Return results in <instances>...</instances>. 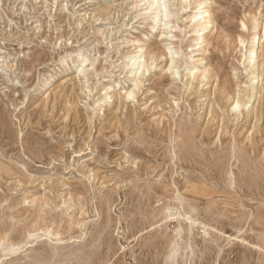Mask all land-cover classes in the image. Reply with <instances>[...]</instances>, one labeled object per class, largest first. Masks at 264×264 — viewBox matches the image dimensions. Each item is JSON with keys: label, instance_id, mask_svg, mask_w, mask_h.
I'll return each instance as SVG.
<instances>
[{"label": "rangeland", "instance_id": "rangeland-1", "mask_svg": "<svg viewBox=\"0 0 264 264\" xmlns=\"http://www.w3.org/2000/svg\"><path fill=\"white\" fill-rule=\"evenodd\" d=\"M185 1L0 0V264H264V0Z\"/></svg>", "mask_w": 264, "mask_h": 264}, {"label": "bare ground", "instance_id": "bare-ground-1", "mask_svg": "<svg viewBox=\"0 0 264 264\" xmlns=\"http://www.w3.org/2000/svg\"><path fill=\"white\" fill-rule=\"evenodd\" d=\"M167 1V0H166ZM190 0H186L185 2H189ZM208 0H197L196 2L198 3L197 4V6L195 7V11L191 14V15H189V22H191L192 23V32L193 33H195V35L196 36H198V38L196 39V40H198L197 41V46H199V44H200V46H199V48L198 49H191L190 50V55H187V56H185V57H183V59L182 60H180V64L182 65V64H187L188 62H190L191 61V59H193L194 58V56L192 55V53L193 52H196V51H199V50H203L205 53L207 52V50H208V46L211 44L210 43V41H209V38H208V35L209 34H211V32L213 31V30H211V28H213L214 27V24H215V21H214V18L212 17L213 16V13H212V8H210L208 5H207V2ZM184 2V3H185ZM149 4H150V7H151V10H154V9H157L158 7H161V10L162 11H165V14L167 15V10L169 9V7H168V4H166V3H164V0H149ZM168 16V15H167ZM164 25H166V24H164ZM244 27L246 28V24H244ZM255 28V27H254ZM253 28V29H254ZM215 29V28H214ZM263 30V29H262ZM261 29H259V28H257L256 30H255V36H254V38H253V40L251 41L252 42V44H251V46H250V48H248V51H245V53H243V58L242 59H244V58H246L245 60L247 61V63H248V66L253 70V73L255 74L254 76H253V79H254V81H253V84L252 85H255V84H257L258 82H259V80H257V78L259 77V75L257 74L258 72L257 71H255L256 70V65H257V63H256V61H257V58H258V54H257V52H258V50H260V48H261V45H262V35L260 34V31H262ZM162 33H165L164 31L162 32ZM213 33V32H212ZM163 35V34H162ZM166 35V34H165ZM210 36V35H209ZM241 36V35H240ZM200 38V39H199ZM200 40V41H199ZM195 41V40H194ZM246 40L244 39V38H242V37H239V42L240 43H242L243 45L245 44L244 42H245ZM194 45V44H193ZM192 47H194V46H192ZM244 47V46H243ZM197 48V47H196ZM245 49V48H244ZM247 52V53H246ZM201 53V52H200ZM209 53V52H208ZM194 54V53H193ZM242 54V53H241ZM207 58V57H206ZM204 58H201L200 59V61L201 60H203ZM84 61H86V60H88L86 57L83 59ZM205 61V60H204ZM66 62H68V61H66V59H64L63 60V63L65 64ZM63 64V65H64ZM171 67H177V65H178V63L177 64H175L173 61H171ZM185 66V65H184ZM249 67H248V69H249ZM261 67V66H260ZM179 68V67H178ZM247 69V70H248ZM255 69V70H254ZM193 70H195V69H193ZM192 70V71H193ZM261 72V71H260ZM192 74H193V72H191ZM204 73V72H203ZM205 73H207V71L205 72ZM197 74V73H196ZM260 74V73H259ZM193 76H195V75H193ZM193 76H192V78H193ZM204 78L206 77V74H203L202 75ZM196 79V78H195ZM48 82V84L50 83V80H48L47 81ZM111 89V88H110ZM244 89V88H243ZM247 89V88H246ZM246 91V90H245ZM253 93H255V91H253ZM240 94V93H239ZM242 94V93H241ZM237 102H239V101H237ZM240 103V102H239ZM182 138V137H181ZM177 141V140H176ZM170 143H171V141H170ZM174 149H176L175 147H174ZM173 153V152H172ZM173 155H175V153L173 154ZM177 157V156H176ZM234 177V176H233ZM236 182V181H235ZM182 200V199H181ZM183 204V203H182ZM185 205V204H184ZM183 205V206H184ZM192 206V205H191ZM171 207V206H170ZM180 207V206H179ZM194 207V206H193ZM192 208V207H191ZM166 209H167V215L168 216H174L175 218H179V217H182V216H185V217H187L188 219H190L189 221H190V224H194L195 223V221L193 220L192 221V218H191V216H189V213H191V212H187V211H181L180 209H178V211H176L175 213H169V211H170V209H169V207H166ZM187 209V208H186ZM193 209V208H192ZM187 210H189V209H187ZM192 211V210H191ZM194 211V210H193ZM192 211V212H193ZM194 213V212H193ZM192 213V214H193ZM195 213H196V211H195ZM195 217H197V216H195ZM194 217V218H195ZM184 218V217H183ZM197 221V220H196ZM199 222V221H198ZM189 223V222H188ZM212 223V222H211ZM198 224H200V223H198ZM203 225V224H202ZM36 226H38V225H36ZM194 226V225H193ZM193 226L191 227V229L193 228ZM204 226V228H207L205 225H203ZM30 229V228H29ZM28 229V230H29ZM32 229H34L33 227H32ZM207 229H209V228H207ZM212 229H214V228H212ZM38 230V229H37ZM190 230V229H189ZM10 231V230H9ZM26 231V230H25ZM45 231V230H44ZM49 231V230H48ZM183 231V230H182ZM243 231V230H242ZM8 232V231H7ZM27 232V231H26ZM34 233V232H33ZM33 233H30V236H32V235H34V236H36L35 235V233L33 234ZM46 233H50V232H46ZM7 234V233H6ZM29 234V233H28ZM38 234V233H37ZM200 234V233H199ZM223 235H225V234H223ZM41 236V235H40ZM50 236V235H49ZM178 236H181V235H179L178 234ZM199 236V235H198ZM197 236V237H198ZM228 236V235H227ZM37 237H38V235H37ZM180 238V237H179ZM217 238V237H216ZM217 240V239H216ZM242 241V239L240 240V242ZM170 242V241H169ZM243 242V241H242ZM0 243H2V242H0ZM245 243H246V241H245ZM248 243V242H247ZM9 244V243H8ZM12 244V243H11ZM188 245H191V244H189V243H187ZM244 244V243H243ZM13 245V244H12ZM10 246L11 248H9V252H13V251H15V249H17V248H15V246ZM253 245V244H252ZM179 248V242H178V239H174V241H172L171 242V244L169 245V253H168V255H167V257H169L168 259H172V261H171V264H177V258L179 257V256H181V251H180V249H178ZM186 250V249H185ZM183 251V250H182ZM185 252H187V251H185ZM185 255V254H184ZM183 255V256H184ZM185 258H186V256H184ZM187 259V258H186ZM188 259H189V257H188ZM166 261V260H165ZM164 261V262H165ZM170 262V261H169ZM168 263V262H167Z\"/></svg>", "mask_w": 264, "mask_h": 264}]
</instances>
